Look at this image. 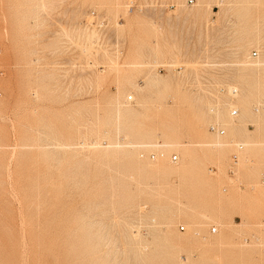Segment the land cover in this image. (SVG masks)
<instances>
[{"label": "rangeland", "instance_id": "obj_1", "mask_svg": "<svg viewBox=\"0 0 264 264\" xmlns=\"http://www.w3.org/2000/svg\"><path fill=\"white\" fill-rule=\"evenodd\" d=\"M215 2L0 0V264H264V0Z\"/></svg>", "mask_w": 264, "mask_h": 264}, {"label": "bare ground", "instance_id": "obj_2", "mask_svg": "<svg viewBox=\"0 0 264 264\" xmlns=\"http://www.w3.org/2000/svg\"><path fill=\"white\" fill-rule=\"evenodd\" d=\"M220 2H222V0H216L215 3L218 4V3H220ZM130 3L132 4L133 2H130ZM254 51H256V52H257V55H258V52H259V51H257V50H254ZM252 52H253V51H252ZM257 55L253 56L252 53H251V57H253V58H255ZM224 90H225V89H224ZM228 92H229L230 95H235V94H237V93H236V92H237V87H236V86H232V87H231V85H230V86H229V91H228ZM126 99H127L128 101H131V100H132V96H131V95H128V96L126 97ZM222 105H223V104H222ZM119 110H120V109H119ZM232 111H236V114H237V110L233 109V110H231V115H232ZM236 114H235V115H236ZM235 115H232V116H235ZM204 117H205V116H204ZM116 119H117V118H116ZM205 119H206V118H205ZM198 120H200V119L198 118ZM199 123H200V122H199ZM201 123H203V122L201 121ZM196 125H197V124H196ZM198 125H199V124H198ZM202 125H203V124H202ZM200 126H201V125H200ZM200 126H199V127H200ZM203 126H204V125H203ZM211 127H214V126L212 125ZM211 127H210V128H211ZM151 129H152V128H151ZM196 129H197V128H196ZM213 129H214V128H213ZM170 130H171V129H170ZM197 130H198V131H201L202 129L199 128V129H197ZM197 130H196V131H197ZM198 131H197V132H198ZM221 131H222V130H221ZM106 132H107V131H106ZM150 132H151V131H150ZM154 132H155V131L153 130V131L150 133V137L154 135ZM202 132H203V131H202ZM146 133H147V132H146ZM102 134H103V133H102ZM107 134H108V133H107ZM155 136H156V135H155ZM170 138H171V136H170ZM170 138H167V139H170ZM165 139H166V138H165ZM173 139H174V137H173ZM175 140H176V139H175ZM168 141H169V140H168ZM177 141H178V140H177ZM221 141H222V140H221ZM150 142H151V141H150ZM156 142H157V141H156ZM156 142H155V143H156ZM222 142H223V141H222ZM142 143H144V142H142ZM161 143H162V142H161ZM164 143H165V144H164L165 147H168V148H169V147L173 146L172 144L170 145V141H169V142H164ZM167 143H169V144H167ZM177 143H178V142H177ZM223 143H225V142H223ZM117 144H118V143H117ZM178 144H180V143H178ZM216 144H217V143H216ZM216 144H215V146H216ZM144 145H145V144H144ZM159 145H160V144H159ZM164 145H162V146H164ZM202 145H203V144H202ZM209 145H210V144H209ZM217 145H218V144H217ZM89 146H90V145H89ZM152 146H153V145H152ZM152 146H151V147H152ZM157 146H158V145H157ZM213 146H214V145H213ZM218 146H220V145H218ZM221 146H223V145L221 144ZM148 147H149V146H148ZM154 147H155V146H154ZM119 148H120V147H119ZM183 148H184V147H183ZM183 148H182V149H183ZM93 149H94V148H93ZM169 149H170V148H169ZM211 149H212V148H211ZM95 151H96V150H95ZM181 151H182V150H181ZM88 152H89V151H88ZM189 152H190V151H189ZM189 152H188V153H189ZM189 154H190V153H189ZM183 155H185V154H183ZM162 156H163V155H162ZM173 156H174V155H172V157H173ZM148 157H149L150 159H154L155 154H153V153L151 152V153L148 155ZM175 157H176V156H175ZM185 157L187 158V157H189V156L186 155ZM232 157H233V156H232ZM230 158H231V157H230ZM176 159H177V157H176ZM187 159H188V158H187ZM171 160H172L173 162H175V160H173L172 158H171ZM188 160H189V159H188ZM146 163H147V162H146ZM153 164H154V163H153ZM149 165H150V164H149ZM156 165H157V164H156ZM131 166H132V165H131ZM151 167H152V165H151ZM146 168H147V167H146ZM153 168H154V167H153ZM176 169H178V168H176ZM157 170H158V169H156V171H157ZM180 170H181V168H180ZM180 170L178 169V171H180ZM195 170H196V169H195ZM109 171H111V170H109ZM158 171H159V170H158ZM175 171H176V170H175ZM178 171H176V173H177ZM177 174H178V173H177ZM168 179H169V177H168ZM177 179H178V178H177ZM117 186H118V185H117ZM159 186H160V185H159ZM111 190H112V189H111ZM117 195H118V194H117ZM163 213H164V212H162V214H163ZM213 216H214V215H213ZM217 216H218V215H217ZM214 217H215V216H214ZM195 218H196V217H195ZM153 221H154V220H153ZM215 230H216V228H215ZM210 232H211V230H210ZM211 233H212V232H211ZM137 239H138V238H137Z\"/></svg>", "mask_w": 264, "mask_h": 264}, {"label": "built area", "instance_id": "obj_3", "mask_svg": "<svg viewBox=\"0 0 264 264\" xmlns=\"http://www.w3.org/2000/svg\"><path fill=\"white\" fill-rule=\"evenodd\" d=\"M188 3H189V4H192V3H193V0H188ZM100 20H101V21H100ZM100 20H99L100 22H98V24H97L96 21H95V25L97 24V27H98L99 29L102 28V25L104 26V20H105V19H100ZM252 55H253V56L257 55V52H256V51H253V52H252ZM235 114H236V111H232V115H235ZM213 128H214V127H211L210 130L214 131L215 129H213ZM172 159H173V160H176V157L173 156ZM179 228H180V230H184V227H183V226H180ZM211 232H212V233H215V232H216L215 227H211Z\"/></svg>", "mask_w": 264, "mask_h": 264}]
</instances>
